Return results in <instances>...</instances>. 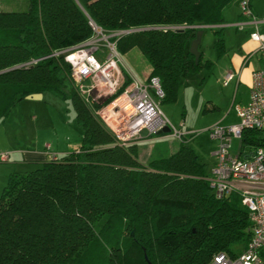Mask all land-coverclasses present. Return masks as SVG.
Returning <instances> with one entry per match:
<instances>
[{"label": "trees", "instance_id": "trees-1", "mask_svg": "<svg viewBox=\"0 0 264 264\" xmlns=\"http://www.w3.org/2000/svg\"><path fill=\"white\" fill-rule=\"evenodd\" d=\"M27 1L25 10H0V119L27 94L50 92L70 99L82 135L57 159L9 173L0 264H207L218 251L241 252L250 221L239 195L216 196L205 163L183 142L142 163L136 146L118 144L94 111L113 95L86 102L64 54H53L89 37V18L106 29L137 28L121 33L116 48H138L146 80L158 76L169 97L177 75L212 66L202 51L197 62L189 51L199 29L213 30L217 57L225 52L216 24L234 0ZM172 24L186 26L159 27ZM256 135L248 129L242 138Z\"/></svg>", "mask_w": 264, "mask_h": 264}, {"label": "built area", "instance_id": "built-area-1", "mask_svg": "<svg viewBox=\"0 0 264 264\" xmlns=\"http://www.w3.org/2000/svg\"><path fill=\"white\" fill-rule=\"evenodd\" d=\"M239 13L241 19L225 24L239 29L246 23L253 25L249 35L258 42L262 63L251 72L248 100L233 105L239 120L224 124L215 122L207 128L209 135L217 140V146L213 150L215 160L206 180L216 196L239 195L248 211L250 237L237 255L218 251L207 264H264V34L257 28L261 18L252 12L249 0H239ZM88 23L92 28L89 37L53 54H64L76 89L86 102L102 101L113 95L94 111L110 129L116 142L122 146L134 144L153 133H164L161 131L164 127H168L169 135L183 140L191 131L175 128L149 92L151 88L158 97H163L159 77L153 75L147 81L138 79L120 57L116 40L124 30L103 28L90 18ZM185 26L159 27L178 29ZM32 61L35 60L23 64ZM232 77V72L226 73L223 83ZM248 129H256L257 135L244 140L243 131ZM234 139H239L236 150L233 148ZM8 157L9 151L0 152V160ZM58 157L55 152L49 153V159Z\"/></svg>", "mask_w": 264, "mask_h": 264}, {"label": "rangeland", "instance_id": "rangeland-1", "mask_svg": "<svg viewBox=\"0 0 264 264\" xmlns=\"http://www.w3.org/2000/svg\"><path fill=\"white\" fill-rule=\"evenodd\" d=\"M27 5V0H0V10H25ZM231 27L227 29L233 30ZM202 31L198 50L202 51L203 59L213 61L211 68L201 66L184 76L177 75L174 82H171L172 94L169 97H158L153 89H149L171 124L177 129L191 132L185 134L183 140L169 135L167 131L153 133L147 139L138 141L137 156L142 162L152 157L166 156L183 142L193 148L198 158L205 163V170L209 172L215 160L213 150L217 146V140L209 135L207 128L215 122L224 124L239 120L233 107L235 79L224 85L215 73L218 67L228 63L232 53L238 51V47L228 42L225 53L217 57L213 30L204 27ZM233 45L235 46L231 47ZM119 55L130 73L142 81H147L145 76L149 64L138 48L119 52ZM245 92L246 86L240 83L235 100ZM81 135L82 128L75 120L69 98L62 99L50 92H44L40 98L25 97L12 107L5 118L0 119V152L9 151L8 160L0 162L11 163L17 155L11 150L13 147L43 149L46 142L49 143L50 150L61 155L77 148ZM238 143L239 139H234L235 150ZM40 164L41 162L8 164L7 167L10 171L26 172Z\"/></svg>", "mask_w": 264, "mask_h": 264}, {"label": "crops", "instance_id": "crops-1", "mask_svg": "<svg viewBox=\"0 0 264 264\" xmlns=\"http://www.w3.org/2000/svg\"><path fill=\"white\" fill-rule=\"evenodd\" d=\"M249 2H250L252 12L258 18H261V21H259L257 24V28L264 34V0H249ZM223 18H224V22H223L224 24L231 23V22L237 21L242 18V16L239 13V0H234L230 5L224 8ZM219 26L222 27V33H223L224 43H225V51L227 50L226 44L228 42L234 43L238 47V51H234L231 55V58H229L228 63L223 64L221 67H218L217 70H215V73L222 79V83H223L224 75L226 73L228 72L233 73V77L230 78L225 84H227L230 80L235 79V86H234V93H233L234 103H244L249 98L251 72L255 68H258L262 63L261 53L258 50V42L253 40L249 35V32L253 29V25L250 23H246L241 29L233 25H230V24L219 25ZM229 26L230 27L232 26L231 28L233 30H228L227 28ZM235 45L231 47H234ZM147 73H146V76H147ZM240 83H244V85L246 86V92L244 94H241L240 98L238 97V100L236 101L235 99L238 95L237 90H238ZM147 138L148 137H143L138 141L145 140ZM137 142L134 143L135 146ZM47 145L49 146L48 142L44 144L43 149H39L35 147H32V148L13 147L11 148V150L13 152H16L17 155L13 158L11 163L0 162V190H2L9 173L13 172V171H10L9 167H7L8 164H11V165L33 164V163H39V162L48 160L49 153L55 152V151L50 150L47 147ZM152 158H155V157H152ZM146 162H142V163H146Z\"/></svg>", "mask_w": 264, "mask_h": 264}, {"label": "water", "instance_id": "water-1", "mask_svg": "<svg viewBox=\"0 0 264 264\" xmlns=\"http://www.w3.org/2000/svg\"><path fill=\"white\" fill-rule=\"evenodd\" d=\"M139 28H143V27H139ZM134 29H137V28H134ZM134 29H127V30H124V32L131 31ZM201 34H202V29H199L197 31L195 37L192 38L190 43H189V51L194 55V61L195 62L198 61L199 56H200V51L198 50V45H199V42L201 39ZM41 96H42L41 92H34V93L27 94L25 97L26 98H40ZM161 131L167 132L168 127H164ZM161 131H159V132H161Z\"/></svg>", "mask_w": 264, "mask_h": 264}]
</instances>
